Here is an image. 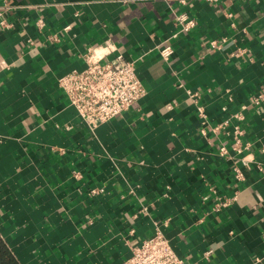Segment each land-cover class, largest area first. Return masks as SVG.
<instances>
[{"label": "crops", "instance_id": "0c3cea01", "mask_svg": "<svg viewBox=\"0 0 264 264\" xmlns=\"http://www.w3.org/2000/svg\"><path fill=\"white\" fill-rule=\"evenodd\" d=\"M0 13V236L20 264H124L156 229L187 264H264V0H0ZM106 40L147 94L92 130L58 77ZM221 196L235 199L216 210Z\"/></svg>", "mask_w": 264, "mask_h": 264}, {"label": "built area", "instance_id": "2783aa9c", "mask_svg": "<svg viewBox=\"0 0 264 264\" xmlns=\"http://www.w3.org/2000/svg\"><path fill=\"white\" fill-rule=\"evenodd\" d=\"M186 5L188 0H178ZM212 3L220 0H206ZM1 14V13H0ZM182 30L189 32L196 25L195 18L182 13L178 16ZM43 26L44 21L39 20ZM10 23L5 17L0 19V27L7 28ZM225 40V38L223 39ZM214 50L221 47V42L211 40ZM174 53L171 43L161 46L160 54L164 60H169ZM86 66L82 70H71L58 77L59 87L66 93L69 102L73 105L81 120L90 128L95 129L119 114L128 110L131 105L147 94V88L138 75L135 61L127 59L121 52H117L116 45L106 40L99 46H90L83 55ZM256 102L264 100V89L256 95ZM237 115V119H241ZM231 120H224L220 127L228 126ZM233 126V148L238 153L243 152L242 136L243 128L239 123ZM248 147V146H247ZM223 153H228V148H221ZM264 153V144L261 148ZM235 177L243 179L240 168H235ZM96 191V190H92ZM234 197H219L216 210L227 206ZM124 264H187L186 260L175 251L170 239L160 229H156L151 235L141 242L131 246V254Z\"/></svg>", "mask_w": 264, "mask_h": 264}, {"label": "trees", "instance_id": "16d2710c", "mask_svg": "<svg viewBox=\"0 0 264 264\" xmlns=\"http://www.w3.org/2000/svg\"><path fill=\"white\" fill-rule=\"evenodd\" d=\"M0 264H20L6 241L0 236Z\"/></svg>", "mask_w": 264, "mask_h": 264}]
</instances>
